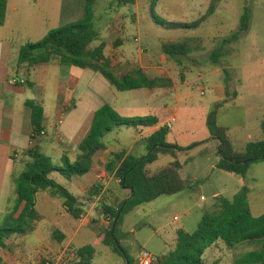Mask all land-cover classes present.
<instances>
[{
  "label": "rangeland",
  "instance_id": "obj_1",
  "mask_svg": "<svg viewBox=\"0 0 264 264\" xmlns=\"http://www.w3.org/2000/svg\"><path fill=\"white\" fill-rule=\"evenodd\" d=\"M98 1L96 28L101 41L106 44V56L114 65L120 71L128 72L150 60L153 65H160L156 70H151L152 78H170L176 85L172 89L158 92H125L122 94L123 98L130 103H125L124 109H117L127 119L148 118V105L157 104L166 111L165 122L179 111L169 142L184 149L179 155L182 166L180 177L187 187L178 195L163 196L147 205L142 210L145 215L140 216L134 211L123 220L131 225L142 224L141 231L137 234L138 246L136 251L133 250V255L139 256L140 246H144L145 251L159 256L172 248L168 232L185 224L189 232L197 230L201 215L194 208L191 217H186L188 207L195 203H199L200 207L209 206L214 202L215 191L222 192L229 199L240 192L238 176L213 168L220 159L219 148L212 147L207 116L217 103L228 101L219 112L218 124L230 129L229 135L233 140L238 136L242 140L235 137L238 144L242 145L244 142L238 149L244 150L248 142L259 140L262 136L260 120L264 118V0H158L154 14V0H136L134 5L127 6H121L117 0ZM246 8L251 15L249 31L231 45L224 46L225 56L221 65L208 62L210 54L222 40L230 39L239 31ZM157 23L167 25V28ZM100 44L98 41L95 46ZM172 44H184L188 48L187 56H179L180 63L162 52L165 45ZM186 83L188 89L184 86ZM214 89L224 93L223 101L218 102ZM187 90L188 108L185 102L180 104L176 102V98H172L179 96L180 99H185ZM179 105L183 106L181 110ZM136 136L134 128H124L122 132L109 134L105 141L114 139L121 146L129 148ZM116 147L110 150L109 155L104 154V159H111L116 150H121ZM134 150L139 155L145 153L140 145ZM172 159L162 155L160 164L165 166ZM106 171H98L96 174ZM53 178L63 185L66 182L59 174H54ZM247 178L251 212L253 217L259 218L264 215V161L252 164ZM91 194L92 192L89 198L93 199ZM202 197L206 201L201 202ZM66 208L64 201L54 197L51 192L39 195L36 210L43 220L33 224L34 230L48 247L58 246L57 250L52 248L56 251L47 249L38 253L31 247H25L16 238L7 244L8 249H0V264L12 263L21 258L26 260V264H61L63 251L67 250V254L71 252L73 255L72 252L77 251L75 246H81V243L76 241L66 248L65 242L59 245L54 234L59 231L69 236L75 230V219ZM211 209L213 207H209ZM207 211L205 209L203 214ZM83 214L87 216L89 210H83ZM5 215L6 213L0 214V226L3 225ZM176 216L182 218L181 221H174ZM96 217L97 215L89 217L91 224H97ZM164 225L166 229L162 228ZM94 248V264H122L121 259L108 248ZM258 249L257 245L243 244L231 250L218 242L206 252L205 264H242L249 253Z\"/></svg>",
  "mask_w": 264,
  "mask_h": 264
},
{
  "label": "trees",
  "instance_id": "obj_2",
  "mask_svg": "<svg viewBox=\"0 0 264 264\" xmlns=\"http://www.w3.org/2000/svg\"><path fill=\"white\" fill-rule=\"evenodd\" d=\"M98 2V0H86L85 14L81 21L50 31L41 42L22 46L19 52V66L32 69L43 64H56L65 69L72 67L93 69L101 73L115 90L123 93L142 89L171 88L173 86L171 79L151 78L140 67L128 72L120 71L111 59L106 57L104 42L94 46L100 40L96 28ZM117 2L121 6H127L134 5L136 0H117ZM156 2L158 0L153 1L152 14ZM7 13L8 2L0 0V27L6 22ZM210 13L212 14L213 10ZM250 21V11L246 8L241 17L239 31L230 39L222 40L210 54L208 62L221 65L225 56L224 46L231 45L243 33H247ZM157 24L167 28V25ZM162 52L179 63L181 62L179 56L189 54L184 44L165 45ZM26 84L33 87L30 83ZM227 102L217 103L207 116L209 134L216 138L219 144H223L224 157L218 153L220 162L216 169L240 176L248 184L247 175L250 166L264 160L249 162L246 165L233 162H244L264 156V119L260 123L262 138L249 142L244 151L239 152L228 136V129L218 124L219 111ZM26 105L31 111V146L23 153L24 170L17 173L13 179L15 200L3 218V225L0 226V249H7V243L15 236H25L35 232L33 224L41 220L36 206L42 192H51L54 197L63 200L74 219L81 217L83 210L77 207V198L67 187L53 178L54 174H59L67 180L87 176L92 170L95 156L105 152L111 145L105 141L109 134L120 132L124 128H134L141 133L159 124V119L156 117L124 118L111 105L106 104L96 112L90 131L78 146L81 155L72 158L68 153H64L61 162L55 163L43 148L44 108L41 103L35 101H28ZM170 133L171 131L163 126L143 139L145 153L141 155L136 152L128 153V148H125L121 152L114 153L106 165L107 172L115 174L116 179L120 181V187L130 192L129 196L131 189L135 192L134 197L125 205L126 199L115 205L102 204L103 215L110 222L109 229L105 231L103 245L121 257L123 264H126V260L129 264H139L132 255V248L122 243L121 226L124 217L160 197L177 195L185 189L178 174V169L181 168L178 161L172 168H163L155 172L149 169L160 154H169L176 158L177 153L184 150L169 142ZM102 190V185L95 186L91 195L97 197ZM249 194L250 189L245 186L232 199L217 198L213 209L203 215L197 230L194 233L179 230L176 245L167 255L157 257L153 264H205L206 252L218 242H222L231 250L243 244L257 245L259 249L249 253L244 261L241 260L242 264H264V215L259 218L253 217ZM120 212L115 237L125 255L119 251L111 235L114 220ZM125 237L130 239L131 235ZM72 253L75 254V259L70 264H94L96 250L93 246H84ZM68 255H71V252Z\"/></svg>",
  "mask_w": 264,
  "mask_h": 264
},
{
  "label": "crops",
  "instance_id": "obj_3",
  "mask_svg": "<svg viewBox=\"0 0 264 264\" xmlns=\"http://www.w3.org/2000/svg\"><path fill=\"white\" fill-rule=\"evenodd\" d=\"M6 1L8 2L7 18L4 26L0 27V214H7L11 203L15 200L13 179L17 173H21L24 170L25 163L23 153L31 146L32 122L31 111L26 105L28 101L41 103L44 108L46 138L43 140V148L45 153L51 157L55 163L61 162V157L64 153H68L72 158L81 155L78 146L90 131L95 114L100 108L109 104L118 111V107L124 109L123 105L125 103H130V101L123 98V92L115 90L101 73L93 69H81L78 67L65 69L56 64H43L28 69L27 67H20L18 64L19 52L22 46L44 39L52 30L81 21L85 14L86 0ZM99 41L103 42L101 39ZM149 61H144L140 68L144 69L150 76L151 70H156V67L160 65L158 63L153 65V63ZM15 80H23L26 83L32 84L33 87H29L28 84H16L14 83ZM172 82L173 86L168 89H172L176 86L173 80ZM187 83L184 84L186 89H188ZM158 90L164 89H142L139 91L158 92ZM215 94L217 95L218 102L223 101L224 93L215 91ZM238 97L239 93L237 94V98ZM172 98H176V102L180 104L181 102H185L186 108H188V90L185 99H183V97L180 99L179 96H174ZM148 107L150 117L159 119V124L141 133L136 131L137 136L134 139L133 145L128 148V153L134 152V148L138 145H140L141 149H145L143 139L149 133L156 132L165 126L173 117L177 119L179 115L178 111L177 114H172L173 116L165 122L166 111L162 109V106L153 104L151 106L148 105ZM182 107L183 106L179 105V110H181ZM223 108H221L220 111ZM226 128L228 129V136L235 149L239 152L244 151L238 149L244 145V142L242 145L238 144V142L235 141L236 136L233 140L229 135L230 129L228 127ZM210 141H212V147L219 148V142L211 135ZM239 141L242 140L239 138ZM108 142L111 143L108 149L95 156L90 174L74 180H67L65 178L66 182L64 186L77 198V207L82 210H89V214L86 216L84 222H81L80 218L75 219V230L72 231L69 236L63 232H54L56 235L55 239L58 240L59 245L65 242L66 248H68V246L74 245V243L78 241L81 243V246H75L77 250L84 246L91 245L89 243H93L91 246H104L105 231L109 229L110 222L109 219L103 215L102 204L115 205L130 197V192L120 187V181L116 179L115 174H109L107 171L102 172L100 175L96 174L98 171L101 172L106 170L105 168L109 159H104V154L109 155L111 152L110 150L116 146L117 149L121 148L120 151L116 150V153L126 148L121 146L117 140L112 139ZM182 151L177 153L176 158L169 154H160L157 161L149 166V169L155 172L163 168H172L176 161L180 163L179 155ZM162 155L170 156L173 159L163 166V164H160ZM219 162L220 159L213 167L214 169H216ZM181 169L182 168L178 169L179 177L182 171ZM181 181L186 188L187 185L184 184L182 179ZM60 184L63 185V183ZM98 185H102L103 187L101 194L90 199L89 194L91 190ZM237 185L238 190L241 191L248 184L242 177L238 176ZM43 193L49 194L48 191L42 192L41 194ZM219 197H224L222 192L215 191L213 194L214 202L212 204L200 207L199 203H195L193 206L187 208L185 216L188 218L191 217L193 209L197 208V212L200 213L202 219L204 215L203 211L205 209L209 210V207H214L216 199ZM203 201H206V198L202 197L201 202ZM147 205L138 208L135 212L140 216L145 215V211L142 210H145ZM93 212H95V214ZM96 215L97 224H91L89 217L93 218V216L95 217ZM81 216H85V214ZM152 216H154V213ZM40 218L41 222L43 218L41 216ZM181 219L182 218L178 216L174 217V221L179 222ZM200 221L201 220L197 222V227ZM141 226V223L131 225L125 221L121 226L122 243L132 248V255L138 246L137 234L141 231ZM162 228L166 229V226L164 225ZM179 230L193 233L189 232L186 224L168 232L169 238L172 241V248L176 245L177 233ZM126 235H131V238L127 239L125 237ZM16 238H18L25 247H31L38 253H42L47 249L52 250V248H56L57 250L58 248V246L48 247L42 241L37 231L25 236H15L10 241ZM61 248L64 249L63 247ZM140 248L139 255L145 249L144 246H140ZM56 250L53 249L52 251ZM109 250L114 253L111 249ZM169 251L170 249L165 250L159 256L153 252L150 253L156 257H160L167 255ZM66 253L67 250L63 251L61 256L66 255ZM133 256L138 261L139 256ZM118 258L121 259L120 262L123 264V259L119 256ZM28 260L30 262L31 258ZM25 261L24 258H21L18 261L16 260L15 262L4 264H26L27 262Z\"/></svg>",
  "mask_w": 264,
  "mask_h": 264
},
{
  "label": "built area",
  "instance_id": "obj_4",
  "mask_svg": "<svg viewBox=\"0 0 264 264\" xmlns=\"http://www.w3.org/2000/svg\"><path fill=\"white\" fill-rule=\"evenodd\" d=\"M138 41V40H137ZM14 83H20L21 85L26 84L25 81H18L15 80ZM177 119L175 117H173L171 120H169V122L165 125L171 132H173L174 130V125L176 124ZM46 136V132H42V139H44ZM84 220H86V216H81L80 217V221L84 222ZM75 259V255H68L66 253V255L61 256L60 258V262L61 264H70L73 260ZM157 257L155 255H153L152 253L143 250L140 255H139V259L138 262L139 264H153L156 261Z\"/></svg>",
  "mask_w": 264,
  "mask_h": 264
},
{
  "label": "water",
  "instance_id": "obj_5",
  "mask_svg": "<svg viewBox=\"0 0 264 264\" xmlns=\"http://www.w3.org/2000/svg\"><path fill=\"white\" fill-rule=\"evenodd\" d=\"M222 145H223V144L221 143L220 146H219V153H220V155H221L222 157H224V154H223V151H222ZM261 160H264V156H262V157H260V158H258V159L247 160V161H244V162H233V163H236V164H238V165H246V164H248L249 162H257V161H261ZM134 195H135V192H134L133 189H131V195H130V197H129L128 199H126L124 205H125L129 200H131V199L134 197ZM120 214H121V212L117 215V217H116L115 220H114V223H113V226H112V229H111V235H112V237H113V239H114V241H115V243H116L117 248L119 249V251H120L122 254L125 255V252H124V250H123L121 244L119 243V241H117V239H116V237H115V231H116L117 224H118V222H119V220H120ZM126 264H129L128 260H126Z\"/></svg>",
  "mask_w": 264,
  "mask_h": 264
}]
</instances>
